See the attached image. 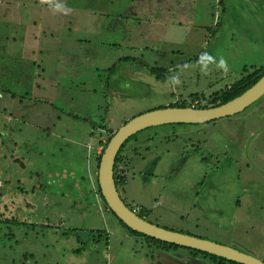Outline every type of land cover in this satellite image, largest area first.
Instances as JSON below:
<instances>
[{"label":"rangeland","instance_id":"rangeland-1","mask_svg":"<svg viewBox=\"0 0 264 264\" xmlns=\"http://www.w3.org/2000/svg\"><path fill=\"white\" fill-rule=\"evenodd\" d=\"M263 64L264 0H0V264H172L108 211L97 158L131 118L207 105ZM155 134L157 154L136 141L118 164L130 207L264 262V95L134 138Z\"/></svg>","mask_w":264,"mask_h":264},{"label":"water","instance_id":"water-1","mask_svg":"<svg viewBox=\"0 0 264 264\" xmlns=\"http://www.w3.org/2000/svg\"><path fill=\"white\" fill-rule=\"evenodd\" d=\"M264 95V75L240 96L215 107L153 109L123 124L109 139L97 168V184L108 210L129 230L178 247L204 252L239 264H264L263 261L232 247L189 234L159 227L141 218L121 199L114 177L115 158L122 145L133 135L157 126L170 124H204L234 116Z\"/></svg>","mask_w":264,"mask_h":264},{"label":"trees","instance_id":"trees-1","mask_svg":"<svg viewBox=\"0 0 264 264\" xmlns=\"http://www.w3.org/2000/svg\"><path fill=\"white\" fill-rule=\"evenodd\" d=\"M221 3V2H220ZM33 53H34V50H32ZM122 60H125V61H128L130 60V58H126L124 57ZM200 60V59H198ZM245 70V73L242 74V77L237 80L234 84H231L229 87H227L224 91H219L218 93H214L212 95V98L211 99V102H209L207 105H203V106H199V105H192L191 103L189 102H185V101H178L177 103H171L169 105V107H172V108H185V107H191V106H194V108H202V109H205V108H208V107H215V106H219V105H222L238 96H240L242 93H244L247 89H249L251 86H253L263 75H264V64L259 66V67H254L253 70L251 69L250 70V73H246V69ZM165 73V75L167 74V70L164 69V70H159L158 68H152L150 69V73L152 75H155L156 79L157 80H163V74L162 73ZM166 80V79H165ZM164 80V81H165ZM163 81V82H164ZM192 101H194V98L192 99ZM166 106H160L156 109H163L165 108ZM209 123V122H208ZM111 133V132H110ZM115 133V132H114ZM114 133H111L110 134V137L113 136ZM137 135V134H136ZM133 138L135 137V135L132 136ZM130 139H132L131 137L123 144V146L127 143L128 141H130ZM100 145H102V143L100 142L99 143ZM104 145V144H103ZM107 145V144H105ZM123 146L120 148V150L118 151L117 155H116V158H115V164H114V171L116 173V170H117V167H118V164H120L122 162V159L125 160V158H122V148ZM106 147V146H105ZM103 152V151H102ZM102 154V153H101ZM100 157L101 155L97 158V161H96V166L95 168L97 169L98 168V164H99V160H100ZM95 161V160H94ZM128 162H126L127 164ZM127 167V166H126ZM126 176H119V175H116L115 176V180H116V186L119 184L120 186H124L126 184ZM96 180V187H97V191L99 193V197L100 199L102 200V202L104 203L101 195H100V191H99V188H98V184H97V178L95 179ZM118 182V183H117ZM105 205V203H104ZM106 206V205H105ZM107 207V206H106ZM131 208V207H130ZM132 210H134L137 215L141 218H144L145 220H147V210H145L144 208H142V206H137L136 208H131ZM109 211V210H108ZM110 212V211H109ZM111 213V212H110ZM112 214V213H111ZM113 215V214H112ZM114 216V215H113ZM115 217V216H114ZM116 218V217H115ZM116 220L118 221L119 225L121 227H123L128 233H130L131 235H134V236H138V237H141L143 238L147 243H149L151 246L153 245L155 248L157 249H179L181 247H178V246H175V245H172V244H169V243H164V242H161V241H158V240H155V239H152L150 237H147L145 235H142V234H139L137 232H134V231H131L129 230L125 225L122 224V222H120L117 218ZM148 221V220H147ZM151 223V222H150ZM154 224V223H152ZM158 226V225H157ZM166 229V228H165ZM169 230V229H168ZM181 233H184V232H181ZM188 234V233H186ZM193 252H195L196 254H201V255H204L205 257H208L212 260H214L215 262H219L221 264H239V263H236V262H232V261H228L226 259H223V258H219V257H216V256H212V255H209V254H206L204 252H200V251H196V250H192Z\"/></svg>","mask_w":264,"mask_h":264},{"label":"flooded vegetation","instance_id":"flooded-vegetation-1","mask_svg":"<svg viewBox=\"0 0 264 264\" xmlns=\"http://www.w3.org/2000/svg\"><path fill=\"white\" fill-rule=\"evenodd\" d=\"M178 101H176L175 103H177ZM166 107H169L168 105L166 106ZM163 134H165L164 136H167V134L166 133H163ZM163 134H161V135H163ZM158 135L157 134H155V135H145V136H141V138H133V137H131L132 138V141L131 142H129L128 141V143H127V145L125 144L124 146H123V148H122V155H126V159H127V162H128V158H127V155H128V152L129 151H132V150H130V148H128V150H127V154H123V152L125 151V147H127V146H130V145H132L134 142H136V141H141L142 143H147V145L148 144H151V147H149V146H146L147 147V153H150V155L149 156H151V155H154V153L155 154H157V152H156V149H157V147H156V145L154 144V142L153 141H155V140H158V139H155L156 137H157ZM159 141V140H158ZM157 141V142H158ZM164 141H166V140H164ZM159 143V142H158ZM158 145V144H157ZM133 149L134 148H136L135 146H131ZM159 154V153H158ZM148 156V157H149ZM147 157V158H148ZM145 160H143V161H141V163H143ZM128 164V163H127ZM129 165H130V162H129ZM132 170L134 171V169L132 168ZM136 173H137V171H136ZM116 175H119V176H123L124 175V173L122 174L121 172L119 173V174H116L115 173V171H114V177L116 176ZM115 182H116V180H115ZM118 183V182H117ZM120 188H122V190H123V188H124V186H120L119 184L117 185V190H118V193H119V195H120V197H121V199L123 200V202L125 203V205H127V206H131L128 202H127V200H125V197L127 196V194L126 193H123L122 194V190H120ZM182 201L185 203V199L183 198L182 199ZM150 249V250H149ZM149 249H147V250H149V255L148 256H152L153 258H151V257H148V258H150V262L153 260L154 262H157L158 261V259L156 258V257H158L159 259H160V255H161V253L162 252H171V251H173V252H175L176 251V253L174 254L173 253V261H172V264H186V262H187V260H183L182 258H178V257H175V256H177V252H183V251H188L189 253H190V256H191V260H190V262L191 263H195V262H197V261H195L196 259H198V262H199V264H221V263H219V262H215L214 260H212V259H210V258H208V257H205L204 255H201V254H196L195 252H193L191 249H187V248H179V249H173V248H171V249H157V248H149ZM172 253V252H171ZM178 255H180V254H178ZM162 260H165V257H162ZM201 262V263H200ZM143 264H150L149 263V261H145ZM154 264V263H153Z\"/></svg>","mask_w":264,"mask_h":264},{"label":"clouds","instance_id":"clouds-1","mask_svg":"<svg viewBox=\"0 0 264 264\" xmlns=\"http://www.w3.org/2000/svg\"><path fill=\"white\" fill-rule=\"evenodd\" d=\"M191 107H193L194 108V106H191ZM126 122H124V124H125ZM116 132V131H115ZM136 135V134H135ZM132 137V136H131ZM134 211V210H133ZM135 212V211H134ZM136 213V212H135Z\"/></svg>","mask_w":264,"mask_h":264}]
</instances>
